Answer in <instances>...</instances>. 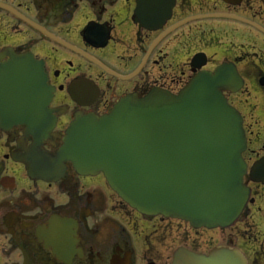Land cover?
<instances>
[{
	"label": "flooded vegetation",
	"instance_id": "obj_1",
	"mask_svg": "<svg viewBox=\"0 0 264 264\" xmlns=\"http://www.w3.org/2000/svg\"><path fill=\"white\" fill-rule=\"evenodd\" d=\"M10 52L42 63L48 118L32 130L0 118V264H185L240 253L264 264V0H0V68ZM227 66L242 117L248 202L227 228L144 216L103 174L60 160L77 115L124 98L179 95Z\"/></svg>",
	"mask_w": 264,
	"mask_h": 264
},
{
	"label": "water",
	"instance_id": "obj_2",
	"mask_svg": "<svg viewBox=\"0 0 264 264\" xmlns=\"http://www.w3.org/2000/svg\"><path fill=\"white\" fill-rule=\"evenodd\" d=\"M9 55L11 63L0 69V118L37 130L49 116L43 65L32 54ZM241 86L236 72L224 66L199 75L179 95H130L105 116L77 115L60 160L71 161L82 175L102 173L142 215L227 228L250 196L242 117L224 95ZM185 264L246 263L240 253L224 249L193 255Z\"/></svg>",
	"mask_w": 264,
	"mask_h": 264
}]
</instances>
